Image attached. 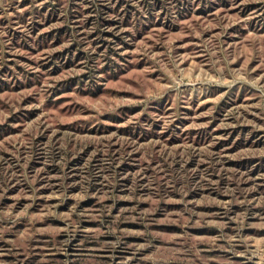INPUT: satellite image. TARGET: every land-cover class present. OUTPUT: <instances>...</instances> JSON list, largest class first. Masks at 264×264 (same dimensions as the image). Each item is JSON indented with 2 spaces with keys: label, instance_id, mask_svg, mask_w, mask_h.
Here are the masks:
<instances>
[{
  "label": "rangeland",
  "instance_id": "374dc122",
  "mask_svg": "<svg viewBox=\"0 0 264 264\" xmlns=\"http://www.w3.org/2000/svg\"><path fill=\"white\" fill-rule=\"evenodd\" d=\"M0 264H264V0H0Z\"/></svg>",
  "mask_w": 264,
  "mask_h": 264
}]
</instances>
